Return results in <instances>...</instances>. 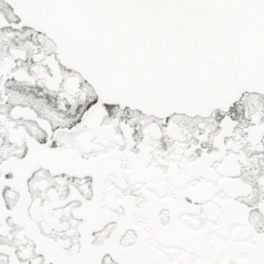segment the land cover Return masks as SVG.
<instances>
[{"label":"snow or ice","instance_id":"snow-or-ice-1","mask_svg":"<svg viewBox=\"0 0 264 264\" xmlns=\"http://www.w3.org/2000/svg\"><path fill=\"white\" fill-rule=\"evenodd\" d=\"M0 264H264V0H0Z\"/></svg>","mask_w":264,"mask_h":264}]
</instances>
